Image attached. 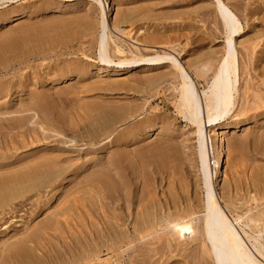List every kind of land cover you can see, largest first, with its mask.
I'll use <instances>...</instances> for the list:
<instances>
[{
	"label": "rangeland",
	"instance_id": "1",
	"mask_svg": "<svg viewBox=\"0 0 264 264\" xmlns=\"http://www.w3.org/2000/svg\"><path fill=\"white\" fill-rule=\"evenodd\" d=\"M102 1L103 17L107 21L109 27L107 31L109 33H106L110 46L109 50L110 48H113L114 45L120 47L123 51L125 50L123 55L115 56L116 54L109 53V57L112 60V63L109 65L101 63L98 57L97 46L100 36L99 24H101L102 11L100 12L97 5H94L87 0H14L11 3L7 2L0 4V86L4 87L9 85L10 87L15 86L17 88L19 86L21 89L18 94H12V89V92H9L8 97H4L5 99L0 97V148L3 152H5L6 145L8 144L7 135L8 132H10L6 126L9 122L12 124L10 119H13L16 114L18 115L19 111H22L21 113L23 116L26 115L25 117L30 114H34L36 117L38 116V120L41 119L40 121L43 123L41 129L44 132L47 131V134L42 130L40 132V129H36L35 133L38 134L39 132L38 136L36 134H32L34 136H30L31 133L29 136H27L28 134L25 135L24 141L26 140V143L23 142L24 144L21 143L22 139L20 140L19 138H16L13 140V144H8L9 149L13 152V156L11 159H7L9 161L11 160L10 162L13 161V163H15V161H18L17 163H19L27 159V156L30 158V155H40V153L42 154L47 150L50 151L54 147L59 151V153L64 152L65 155L63 158H68L69 163L71 165L74 164V170H77H75V175H73L74 177L71 178V176H68L70 178L67 179V177L66 181L64 179V181H59V183L61 182L60 184L57 183L60 186V190L58 189L56 192L57 195L48 194L46 193L48 190L42 189V191L40 189L39 193L34 196L27 195L28 197L22 198L23 201L22 199H19L10 205L9 203L8 205H0V252L5 250V244L11 245V243H14L20 234L24 232L25 228L26 231L30 226L44 220L45 218L51 217L53 215V207L61 203L60 200L66 197L65 193L66 195L71 194L77 189L79 183L82 185V183L86 180L99 174L106 175L108 173L106 176L116 182L115 186L118 187V189L115 193H113V195H115L114 197L118 195L117 192L121 193L123 191L122 189L120 192L121 181L119 179H122V182H126L127 185L129 184L128 187L130 186V188H128L126 190L127 192H125V194L129 197L127 199V196L123 197L124 200L123 198H121L122 200L117 198L114 204H112L114 210L117 207H120L118 205H121L123 213L127 210L126 200L135 202L136 199H138L141 189L140 187H142L143 181L148 180L149 183L151 182V189L154 188L152 191H154V193H158L154 194L155 198H168L170 196V191L172 194L174 193L173 190L176 188V192L179 197H181V195L184 197L185 194L190 198L192 196L191 202H193L194 205H197V199H195V197H200L198 196L200 195V191H197L198 182H196L197 169L193 142L194 128H192L193 126L189 124L180 113H178V109L175 107L178 80L169 76L168 78H165V80L169 82H166L165 80V82L163 80H155V82L152 83L150 82L154 81L152 79L158 77L160 74H169L172 71V69H170L172 67L171 63L164 62L163 64L162 62V65L153 66L150 63L139 62L121 67L117 66L116 63L123 59L139 60V58H147V56L149 57L150 55L152 56L155 54H170L183 64L184 67H188L189 75L195 83L198 92H200L201 90L206 89V84L211 78L212 73L207 67H217L223 53L225 34L223 28L221 27V21L218 20L219 17L216 15L214 6L210 0ZM225 2L237 15L240 20L239 23L242 27V35L236 38V44L238 45V43L243 42V40L246 39L244 44L248 46V49L244 51L242 47L240 48V46L237 47L236 45V50L238 52V67H240L239 84L237 83L239 95H234V109L236 110V113H229L226 117L227 119H225L222 125L226 123L233 125V122L234 124H236V122H238V124H242L241 122L244 121L247 123L246 125L241 126L240 129H237L235 133H230L225 136L224 145L226 153L224 161L226 165H224L223 169L224 174L223 178H221L222 182L221 184L218 183L221 186L217 185L216 190L221 197H224V199L228 198V196H232L230 197L234 203L232 208L230 207V211H227L226 208H224L227 213H229L228 215L230 217L235 214L244 217V214L248 209H253L251 214L257 213L258 211H264V181L255 177V175H257L256 173H260V170H264V104L261 103V101H254V103L252 101V89L256 93L264 96V85H261L264 75L262 77V74L260 73V69L264 68V0H225ZM66 6L67 8L65 9ZM19 13L23 16L18 20H14L10 23H3L6 19L12 18ZM123 14H128L130 16L128 19L122 21V18L120 19V17H122ZM144 15L145 17H143ZM1 20H3V22H1ZM86 24L91 25L92 28L87 31L84 30L86 29L84 28ZM114 26H117L122 33L117 32L114 29ZM89 32L90 34H88ZM127 32H129V35ZM23 41L26 44L23 43ZM30 41L31 43H29ZM6 43L8 45H13V47L7 48ZM110 51L112 52V49ZM139 54L141 56H139ZM110 55H112V58ZM68 66L69 68H67ZM71 67L72 72H70ZM78 67H81L82 69L79 70L80 68L78 69ZM199 67L204 68L200 70ZM250 67H254V69H250ZM64 70L68 71H65L66 73L64 74ZM58 71L61 74H59ZM54 73L59 76H56V74L54 75ZM61 77L63 79H61ZM66 77L67 80H65ZM243 78L246 79L243 80ZM142 89L145 92H143ZM245 92L248 94L246 93L244 99L243 94ZM239 99L241 101L243 100V103H240ZM201 100L203 104L204 102L202 97ZM245 101L248 102L246 109L247 112L244 111L243 113H239L238 110L240 105L242 106L245 104ZM262 104L263 106L261 107ZM101 106L106 109L108 108L110 113H113V115L119 114L116 115L117 117H113L114 121L113 119L111 121H107L108 125L105 121V124H103L102 120L99 121V119H102V115L99 112V109L102 108ZM138 108H140V111ZM27 110H29V112H26ZM123 110H126L127 113L126 111L123 112ZM32 111L35 112L32 113ZM130 111L135 112V114ZM136 111L139 113L137 114ZM125 113L127 120L126 118L123 120ZM128 113L131 115H128ZM261 113H263V115ZM121 114H124V116L122 117ZM2 115L4 116L2 117ZM130 116L133 118L136 117L137 119H133ZM142 118L145 119L140 122V119ZM94 119H96V121ZM132 119L134 122L136 121L135 126L134 122L131 121ZM129 122L133 125L130 126ZM137 122H140L139 124L143 126L141 127L140 125L138 128ZM145 123L146 125L144 127ZM149 124H151V126H149ZM89 127L92 129V132ZM131 127L134 129L131 130ZM135 128H138L140 131ZM145 128H152V132L149 136L143 138L141 141L135 139L132 141L133 144L130 142L131 144L124 147L122 141L128 138L130 133L133 132L134 134H140L145 131ZM161 129L162 131L157 132ZM126 130L128 131L126 132ZM77 131L79 133H77ZM123 131L127 134V137L125 134H121ZM15 132L16 131H14L13 134ZM81 133H83V135H81ZM36 136L37 141L34 143ZM41 137L43 141L41 140ZM62 138L64 142L72 140L73 145H70L69 143L68 145H58V143L63 142ZM113 138L116 139L117 142ZM30 139H34V141H31L28 145ZM55 146H59L60 148L62 147V150L60 148H56ZM12 154L8 153L4 156L10 157ZM14 155L16 157H14ZM115 156L118 158V162L116 159L114 162ZM21 157L22 159H20ZM17 158L19 160H17ZM93 158H95V160ZM107 158L109 159L107 160ZM125 159L129 160L127 161ZM4 162V159L0 160V165ZM113 162L117 163L114 165ZM6 163L9 162L6 161ZM80 166H82L81 169L79 168ZM0 173L2 174L3 172ZM88 175H90V177ZM171 180L174 181V183H171ZM169 182L171 186L167 184ZM71 189L73 191L70 192ZM232 191H234V193ZM255 192L257 196H259V199L257 198L254 202L249 200V198L252 194H255ZM122 193H124V191ZM259 194H261L262 197ZM78 195L81 199L86 197V195L84 196V192L81 190L76 193V196ZM163 195L165 196L163 197ZM71 198L72 196L69 197V199ZM133 198H135V200ZM242 198H244V201ZM121 202L122 204H119ZM258 203H261L259 204L260 206ZM222 206L224 207L223 203ZM84 216L85 215H83L82 219H84L83 222H85V224L77 226V228L82 231V234L77 232V228L75 227L76 223L71 221L68 222V227L64 225L61 226V230L58 232L60 234L55 233L51 240H49L50 242H48L47 245L45 244V251L42 250L41 252L42 262H44L43 264L51 263V261L54 260L57 261V256L55 257V254L53 255L52 251L55 252L56 255L60 253L64 259H66L69 255H75V253L79 254L81 246L83 247L89 245L87 243L89 240L84 238L88 237L87 230L89 228L88 218ZM129 221L130 219L127 222L128 226L130 225ZM85 226H87V229ZM252 229L256 230L255 228ZM14 234H16L14 236L15 238L12 236ZM55 239L57 242L54 241ZM4 242L6 243L3 244ZM78 242H80L81 245H78ZM262 243L264 244V241ZM130 253L133 254L129 256ZM140 256L141 253H139L138 250L128 251V253L125 252L122 255L123 258H117L118 260H115L116 258L113 256L110 264H128L130 260L140 259ZM157 256L154 258H158ZM54 257L56 259H54ZM104 257L105 252L100 255V259L104 260L106 257L108 258V255H106L105 258ZM181 259L182 258L178 257V261L180 262L179 264H195L196 261V264H211L209 259L200 256V253H192V255L188 258H185L184 260Z\"/></svg>",
	"mask_w": 264,
	"mask_h": 264
},
{
	"label": "bare ground",
	"instance_id": "2",
	"mask_svg": "<svg viewBox=\"0 0 264 264\" xmlns=\"http://www.w3.org/2000/svg\"><path fill=\"white\" fill-rule=\"evenodd\" d=\"M13 1L14 0H0V4L1 3L2 4L7 3V2L11 3ZM87 1L91 2L94 5H97L100 12L102 11V9H103V6H102L103 1L102 0H87ZM210 2H212L213 6H214L215 13L219 17V19L218 18L217 19L219 21H221L222 26L221 25L220 26L223 28V31L225 34V43H224V47H223V53H222V56L220 57V60L217 64V67H207V68H209V71H211L212 74H211V78H210L209 82L206 84L207 87L205 90H201L200 92H198V90L195 86V83L193 82V80L191 79V77L189 75L188 67H184L183 64H181L175 57H173L172 55L167 54V53H162L161 55L160 54L159 55L155 54L152 56L150 55L149 57L147 56V58L142 57V58H139V60L137 59L138 61L135 59L134 60L123 59V60H120L119 62L116 63V65L119 67L124 66V65L136 64L139 62L150 63L153 66L154 65L157 66L160 64L162 65V62H163V64H164V62L165 63L166 62L171 63L172 67L170 69H172V71L170 70L171 72L169 74H165V75L160 74L161 76L158 75V77L152 79L154 81H150V82L151 83L155 82V80H157V81L163 80L164 81L165 78H168L169 76L173 77V79L178 80V83H177L178 87L176 86L177 87V90H176L177 91V100H176V106L175 107H177L178 113H180L183 116V118L189 124H191L193 126L192 128H194V130H193L194 141L193 142H194V156H195L196 169H197V181L196 182H198L197 191L198 190L200 191V195L196 194L200 197H195V199H197V205H194L193 202H191L192 196L190 198L189 196H187L185 194L184 197H182L183 195H181V197H179L178 193L176 192V188H175V190H173V192L174 193L176 192V193L171 194V191H170V196L168 195L169 196L168 198H163V199L155 198L154 194H156L157 192L154 193V191H152L154 188L151 189V182L149 183L148 182L149 180H148V181H143L142 187H140L141 189H140L138 199H136L135 202H131L129 200H126V203H127L126 209L127 210L124 209L125 213H123L122 212L123 209H121V205H118L120 207L119 208L117 207L114 210L113 209L114 207L112 206V204H114V202L117 200V198L121 199V198L127 196L125 194V192H127L126 190L128 188H130V186L128 187L129 184L127 185L126 182H122V179H119L121 181L120 182V185H121L120 192L123 189L124 193H122L123 191L121 193L117 192L118 195L116 197H114L115 195H113V193H115V191L118 189V187L115 186L116 182L114 180H112L110 177L106 176L108 173L106 175L105 174H99V175L95 174L96 176L86 180L85 182H83L84 184L82 183V185H81V183H79V185L77 184L78 187L76 185H74L75 187H77V189L74 190L72 188L74 191L71 189L70 192L73 191L71 194L66 195V193H65L66 197H64V198L62 197L63 199L60 200L61 203H59V204L57 203L58 205L53 207V215L51 217L45 218L44 220L39 221L38 223H36L32 226H30L31 225L30 224L29 225L30 227L29 228L27 227L28 229L26 231H25V229H26L25 228L24 232H22V231H21L22 233L20 232L21 234L18 237V239L15 240L14 243H11V245H6L5 243L7 241L4 242L3 244H5L4 245L5 250L0 252V264H43L44 262H42V258H41L42 253L41 252H42V250L45 251L44 250L45 244L47 245V243L50 242L49 240H51L52 236L61 230V226L64 225V226L68 227L69 226L68 222H71V221L75 222L76 228L78 225L80 226L82 224H85V222H83L84 219H82L83 215H85L88 218L89 228L87 230L88 231L87 233H88L89 238L84 237V235H83V237L86 238V240L87 239L89 240V242L87 241V243L89 245L83 246V247L81 246V248L79 249L80 250L79 254L75 253V255H69V257L66 259H64V257L60 253H58L56 255V253L53 252L51 249L53 255L55 254V257L57 256V259L54 257V259H56L57 261L54 260L48 264H110L112 259H113V256H115V258H116L115 260H118L117 258H121L125 252L128 253V251L130 252V251H135V250H138V252L141 253L140 259L130 260L128 264H179L180 262L178 261V257L182 258L184 260L185 258H188L189 256H191L192 253H195V254L200 253V256H202L206 259H209L211 264H264V244L262 243L264 241L263 240V237H264V211H258L257 213L251 214V211L253 209L252 210L248 209L249 208L248 207L247 212L245 211L246 213L244 214V217L236 215V214L233 215L232 217H230L228 215L229 213H227V211H230V207L232 208V206L234 204L233 201L231 200L232 198H230L232 196L227 195L228 198L224 199V197H221V195H219L217 193V190H216L217 185H220L222 182L221 178H223V174H224L223 169H224V165H226L225 161H224L225 153H226L225 152V145H224L225 136L230 134V133H235L237 131V129H240L241 126L246 125L247 122L246 121H244V122L240 121L242 124H238V122H236V124H234V122H233V125L227 124V123L222 125L223 122L225 121V119H227L226 117L229 115V113H231V114L236 113V110L234 109V104H235L234 103V95L238 94L237 83L239 81V76H240L239 75L240 67H238V52L236 50V45H237L236 44L237 43L236 38H238V37H240V35H242L241 34L242 27H241V24L239 23L240 20L238 19L237 15L230 9V7L227 5L225 0H210ZM66 8H67V6L65 7V9ZM68 8H70V7H68ZM91 11H93V10H91ZM22 16L23 15L21 13H19V14H16L15 16H13L12 18L6 19L4 22H3V20H1V22L10 23L14 20L15 21L18 20ZM129 16L130 15H128V14H125V15L123 14L122 17H120V16L119 17H120V19L122 18L121 19L122 21H124V20L128 19ZM143 17H145V15ZM6 18H7V16H6ZM79 22H81V21H79ZM99 25H100V34H99L100 36H99V42H98V46H97L98 47V57H99V60L101 63H103L105 65H109L112 63V60L109 57V53L116 54L115 56L123 55L125 50L123 51L120 47H118L116 45H114L113 48H110V50L112 49V52L109 50L110 46L108 43V36L106 34V33H109V32H107L109 27H108L107 21L103 17V11L101 12V24H99ZM84 28H86L84 30L87 31V30H90L92 27H91V25L86 24ZM114 29L117 32L122 33L121 30L117 26H114ZM88 34H90V32ZM91 34H92V32H91ZM127 34L129 35V32H127ZM28 35H30V34H28ZM22 38H23V36H22ZM240 39H242V38H240ZM245 40H243V42L238 43V45H237V47L238 46H240V48L242 47V49H244V51L248 49V46H246L244 44L246 42ZM253 40H255V39H253ZM253 40H251V41H253ZM26 42H28V41H26ZM23 43H25V42L23 41ZM29 43H31V41ZM249 43H250V41H249ZM250 45H252V44H250ZM12 47H13V45L7 44V48H12ZM34 48H35V46H34ZM10 52H11V50H10ZM37 53H38V51H37ZM41 53H43V52H41ZM110 56L112 58V55H110ZM139 56H141V55L139 54ZM113 57H114V55H113ZM262 58H263V56H262ZM207 64H206V66H207ZM67 68H69V66ZM199 68H200V70H202V68H204V67H199ZM78 69L81 70L82 68L78 67ZM250 69H254V67H250ZM245 70H246V68H245ZM59 71H61V70H59ZM59 71H58V73H59ZM65 71L66 70L63 71L64 74L68 70L66 72ZM70 72H72V67H71ZM260 73L262 74V77H263L264 68L260 69ZM55 74L56 73H54V75ZM59 74H61V73H59ZM75 74H78V73H75ZM68 75H69V73H68ZM56 76H59V75L56 74ZM247 77H249V76H247ZM61 79H63V78L61 77ZM244 79H246V78H243V80ZM65 80H67V77ZM243 80H241V81H243ZM51 81H53V80H51ZM54 81H56V80H54ZM166 82H169V81H166ZM52 83H54V82H52ZM261 85H264V79L261 81ZM245 87H247V86H245ZM12 89H13L12 94H15V93L18 94V93H20V90H21L19 88V86H18V88L15 86L10 87L9 85L8 86L6 85L4 87L0 86V97L1 98L8 97L9 92ZM92 90H93V88H92ZM247 90H250V89H247ZM142 91H143V89H142ZM143 92H145V91H143ZM247 92H245L243 94V98L245 97ZM239 93H240V91H239ZM262 93H263V91H262ZM38 96H40V95H38ZM32 97H33V95H32ZM201 97L203 98L204 106L202 104ZM37 99H36V101H37ZM239 101L241 103L243 100L241 101L239 99ZM247 101H245L246 103L243 104L242 106L240 105V108L238 110L239 113H243L244 111H246L247 104H248ZM252 101H253V103H254V101L255 102L261 101V103L264 104V96H262L259 93H256L252 89ZM0 102H1V100H0ZM20 103H22V102H20ZM34 103L36 104L35 101H34ZM38 103H39V101H38ZM263 104L261 105V107L263 106ZM5 105H6V103H5ZM90 107H91V105H90ZM132 107H134V106H132ZM139 109L140 108H138V110ZM38 110H39V108H38ZM99 110H100L99 112L102 115L101 116L102 119H99V121L102 120L103 124H105L104 121L107 124L108 123L107 121H111L113 119V117H115L116 115H119V114L113 115V113H110V110H108V108L106 109V108L102 107ZM112 110H115V109H112ZM203 110L205 112V116H204ZM41 111H42V109H41ZM125 111L126 110H123V112H125ZM137 111H136V113H137ZM21 112L22 111H19L18 115L15 113L16 116L13 119H10L12 124L9 122L6 126V128H8L10 131V132H8V135H7L8 144H13V140H15L16 138H19L20 140L22 139L21 143H23V142L26 143V140L24 141L25 135L28 134L27 136H29V134L31 133L30 136H34L35 134L38 136L39 132L37 134V133H35V130L40 129V132L42 130L41 128L43 126V123H42V121H40L41 119L40 120L37 119L38 116L36 117L34 114H30L32 116L28 115L27 117H25L26 115L23 116ZM26 112H29V110H27ZM33 112H35V111H32V113ZM23 113H24V111H23ZM126 113H127V111H126ZM126 113H125V117L123 118V120L126 118ZM131 113L135 114V112H131ZM261 114L263 115V113H261ZM128 115H131V114L128 113ZM128 115H127V117H128ZM3 116L4 115H2V117ZM123 116H124V114L122 115V117ZM132 116H134V115H132ZM132 116H130V117H132ZM237 116H238V114H237ZM253 116H258V115H253ZM134 118H136V117H134ZM249 118H251V117H249ZM89 119H90V117H89ZM133 119L131 121H133ZM144 119L143 118L140 119V122H142L141 120H144ZM94 120L96 121V119H94ZM126 120H127V118H126ZM113 121H114V119H113ZM135 122H134V126H135ZM140 122H137L138 128L141 125V124H139ZM157 122H158V120H157ZM254 122H256V121H254ZM116 123H118V122H116ZM125 123H126V121H125ZM130 123L131 122H129L130 126L133 125L132 123L131 124ZM143 123H144V121H143ZM146 123L144 124V127H145ZM142 126L143 125H141V127ZM149 126H151V124H149ZM126 127H128V126H126ZM138 128H135V129H138ZM154 128H157V127H154ZM133 129L134 128L131 127V130H133ZM151 129L145 128V131L140 133V134H134L131 131L133 134L130 133L128 138L125 139V137H124L125 140L122 141L124 144V147L128 144H131L132 141L135 139L141 141L143 138L149 136L152 132ZM158 129H160V128H158ZM46 130H47V127H46ZM14 131H16V132L13 134ZM127 131L128 130H126V132ZM160 131H162V129L158 130L157 132H160ZM46 132H44V133H46ZM88 132H89V130H88ZM91 132H92V129H91ZM135 132H136V130H135ZM77 133H79V132L77 131ZM84 133L86 134L85 131H84ZM116 133H117V131H116ZM32 134H34V135H32ZM121 134H123V135L125 134L127 137V134L124 133V131ZM81 135H83V133H81ZM37 136L35 137V141H34V139L33 140L30 139V141L28 142V145L30 144L31 141L32 142L34 141V143H35L37 141ZM40 136H41V134H40ZM31 138H33V137H31ZM106 138H107V136H106ZM108 138H109V136H108ZM55 139H57V138H55ZM68 139H71V138H68ZM41 140L43 141L42 137H41ZM62 140H63V138H62ZM114 140L116 141V139H114ZM38 141H39V138H38ZM5 143H6V141H5ZM68 143L70 145L71 144L73 145L72 140H69V141L67 140L65 142L63 140V142L58 143V145L59 144L61 146L62 145H68ZM7 145L5 148V152H3V150H1V148H0V160H3V159L5 160V162L0 165V172H3L2 174L0 173V205H4V204L8 205V203L10 205L11 203H13L19 199L21 200L22 198H26L29 195L34 196L35 194L39 193L40 189L41 190L42 189L48 190V192H46L48 194H51V195L56 194L57 195L56 192L58 191V189L60 190V186L57 183H59V181H62V180L64 181V179L66 181V178L68 176H71V178H72V177H74L73 175H75L76 169L74 170V167H73L74 164L72 163L73 165H71L69 163L68 158H66V159H64L65 157L63 158V156L65 155L64 152L59 153V151L57 149H55L54 147H53L54 150L52 148V150H50V151L47 150L46 152H44L42 154L40 153V155H38V154L35 156L30 155L31 156L30 158H28L29 156L26 155L27 159H25L24 161H21L19 163H17L18 161H15V163H13V161L10 162L11 160L10 161L8 160V159L12 158L13 152H11V149H9V145L8 146ZM11 147H13V146H11ZM56 148H60V147L58 146ZM60 149L62 150V147ZM231 149H232V147H231ZM125 151H126V149H125ZM8 153L12 154V155H10V157H5L4 155H6ZM107 154L109 155L108 152H107ZM88 156H89V153H88ZM14 157H16V156L14 155ZM22 157L20 159H22ZM14 159H16V158H14ZM93 159L95 160V158H93ZM108 159L109 158H107V160ZM115 159L117 161L118 158L115 156L114 162H115ZM131 159H132V156H131ZM17 160H19V159L17 158ZM125 160L128 161L129 159H125ZM211 160H212V165L210 163ZM6 161L9 163H6ZM91 162H92V160H91ZM241 162H242V160H241ZM87 163H89V162H87ZM116 163H114V165ZM128 163H130V162H128ZM87 165H89V164H87ZM93 165H94V163H93ZM91 166H92V164H91ZM81 167L82 166H80L79 168L81 169ZM135 167H136V165H135ZM230 171H232V170H230ZM256 174H257V175H255L256 178L264 181V170H260V173H256ZM88 176L90 177V175H88ZM234 176H236V175H234ZM255 177H253V178H255ZM69 178L70 177H68L67 179H69ZM138 181H139V178H138ZM138 181H137V183H138ZM170 182L174 183V181H172V180ZM170 182L167 184H169L171 186ZM180 183H182V182H180ZM218 183H220V184H218ZM195 186H196V184H195ZM61 188H62V186H61ZM186 188H187V186H186ZM171 189H172V187H171ZM80 190L84 192V196L86 195V197H84V198L82 197L83 199H81V197H79V195L76 196V193ZM228 190H230V189H228ZM232 192L234 193V191H232ZM160 195H161V193H160ZM259 195H261V194H259ZM71 196H72V198L69 199V197H71ZM164 196L165 195H163V197ZM256 196H257V194L255 192V194H252L250 196L249 200L255 202L257 200V198L259 199V196H257V197ZM128 197L129 196H127L126 199ZM161 197H162V195H161ZM261 197H262V195H261ZM133 199L135 200V198H133ZM233 199H234V197H233ZM243 199L244 198H242V200ZM123 200H124V198H123ZM22 201H23V199H22ZM123 202H125V201H123ZM29 203H31V202H29ZM222 203L224 204V207L222 206ZM119 204H122V202ZM259 204H261V203H258V205ZM258 205H256V206H258ZM1 207H3V206H1ZM6 208H7V206H6ZM131 208H132V210H131ZM224 208H226L227 211ZM236 210H238V209H236ZM126 211H127V214H126ZM234 213H236V212H234ZM248 213H249V215H248ZM129 219H130V221H129L130 222V225H129L130 229H129V226L127 223ZM85 228L87 229V226H85ZM252 228H255L256 230H253ZM64 229H66V228H64ZM77 232L81 233L82 231L77 228ZM58 234H60V233H58ZM15 235L16 234L12 235L13 238H15L14 237ZM58 237H60V236H58ZM54 241L57 242L56 239ZM67 241H69V240H67ZM78 245H81V243L78 242ZM70 246H72V245H70ZM49 247H50V245H49ZM77 248H78V246H77ZM66 250H68V249H66ZM104 252H105V257H106V255H108V258L106 257V259L101 260L100 255L103 254ZM64 254H66V253H64ZM131 254H133V253H130L129 256ZM135 254H137V253H135ZM44 255H45V253H44ZM49 256L51 257L50 254H49ZM155 256H157L158 258L155 259L154 258ZM137 258H138V256H137ZM44 261H46V260H44ZM121 262H122V260H121ZM126 262H128V261H126ZM185 262H186V260H185ZM196 262H195V264H196Z\"/></svg>",
	"mask_w": 264,
	"mask_h": 264
},
{
	"label": "built area",
	"instance_id": "3",
	"mask_svg": "<svg viewBox=\"0 0 264 264\" xmlns=\"http://www.w3.org/2000/svg\"><path fill=\"white\" fill-rule=\"evenodd\" d=\"M210 163H211V165H212V160H211V162H210Z\"/></svg>",
	"mask_w": 264,
	"mask_h": 264
}]
</instances>
